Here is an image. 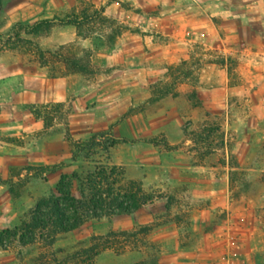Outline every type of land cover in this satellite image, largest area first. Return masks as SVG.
Segmentation results:
<instances>
[{"label": "rangeland", "instance_id": "rangeland-1", "mask_svg": "<svg viewBox=\"0 0 264 264\" xmlns=\"http://www.w3.org/2000/svg\"><path fill=\"white\" fill-rule=\"evenodd\" d=\"M68 1V10L0 28V64L39 62L46 71L70 76L78 84L74 97L46 103L43 114L46 134L61 123L70 155L44 164H58L55 172L37 176L35 166H29L18 179L0 177L5 184L0 189V232L13 227L38 197L56 190L64 173L84 171L96 162L123 166L128 177L143 180L155 199L132 213L92 218L60 235L52 248L7 241V248L0 244V264H38L43 248L52 260L55 252V264H84L74 253L90 246L96 234L124 242L127 251L119 253L102 242L103 251L92 264L146 259L152 260L149 264H264V0H234L235 10L227 12L210 8L206 0H170L182 3L184 14L175 5L164 10L168 0ZM94 8L110 20L93 15ZM74 9L79 25L66 21L75 17ZM44 18H52V24L30 31ZM213 22L214 31L207 28ZM200 28L210 32L208 38L200 39ZM174 30L184 38L174 37ZM118 46H142L145 52L120 50L114 55ZM100 47L109 52L100 54ZM12 55L18 56L12 61ZM70 58L78 63L71 64ZM109 86L114 99L105 105L91 97L90 91ZM71 99L77 100L78 115L94 110L107 115L78 117L80 129L74 134ZM104 118L114 122H101ZM137 124L148 135L135 137ZM96 135L102 145L86 147L73 160L71 143ZM163 160L182 167L174 177L169 171L167 178L164 173V179H152L151 186L135 176L138 166L152 162L156 171ZM9 180L19 183L18 196ZM132 230L136 236L121 233ZM112 232L120 234L112 237Z\"/></svg>", "mask_w": 264, "mask_h": 264}, {"label": "crops", "instance_id": "crops-1", "mask_svg": "<svg viewBox=\"0 0 264 264\" xmlns=\"http://www.w3.org/2000/svg\"><path fill=\"white\" fill-rule=\"evenodd\" d=\"M3 1L4 3L1 6L0 28L6 30L16 24H28L37 19L49 17L54 12L68 10V8L71 7L68 0ZM206 1L209 7L213 9L215 8L225 12L235 10L234 0L232 2L229 0ZM172 3L173 2L170 0L166 1L164 10H169L173 8L172 5H175L176 10L184 14L186 8L182 3ZM167 4L170 6H167ZM184 4L186 5L187 3L185 2ZM177 5H180V7ZM211 24L212 25L207 28H211L212 31H214L217 26L214 22ZM177 26H179V24H177ZM199 30H203L200 39L204 40L208 38L210 32H208L206 28H200ZM166 31L167 30H165L164 33L170 35ZM172 35L174 37L184 38L182 33L176 30L173 31ZM132 39L140 38L134 37ZM188 39L191 38L189 37ZM180 42L183 43V40H180ZM180 42L176 40V44ZM120 50L138 54L145 52V48H142V46H133L130 48H119L118 46L113 49L112 52L116 55V52ZM150 51L153 52V49ZM108 52L109 50L106 48L100 47L99 49V53L102 55ZM17 56L18 55H12L11 60L13 57L16 58ZM139 87L138 85L137 100L141 99V89ZM109 88L110 86L103 91H90L91 97H96L97 100H100V102L105 105V100L114 99L111 98L112 92L107 91ZM76 92H78V84L74 79L70 76H55L51 72L46 71L39 62L32 61L25 63L22 61L19 62L18 60L14 61L12 64H0V177L4 179H18L20 175L25 174L29 166L59 162L62 155H70L71 151L68 141L66 140L65 131H62L60 128L61 123L58 122L55 125L53 124L50 128L51 133L46 134L45 117L43 114L46 103L59 100L66 101L70 97H74ZM71 100L73 101L74 110L71 109V113H69V125L70 131L74 134H77L80 129L77 126L78 117H85L87 115L91 117L107 115L104 114L105 112L99 110L78 115L77 100ZM106 113L109 114V112ZM100 121L107 122V124L114 122L112 119L105 120V118L100 119ZM95 125L99 126L98 122H95ZM142 127L143 126L139 124L136 126L134 125L133 129L136 132L134 135L135 137L148 135L147 128ZM92 130L89 129V131ZM94 130H98V128ZM153 166L152 162H146L145 165L142 164L138 166L139 174L135 176L143 178L146 185L151 186L152 179H156L159 175L163 178L164 173L167 178L169 171H171V175L174 177L173 173H178L180 167H182L179 163H168L164 160L158 162L156 171H154ZM0 189L5 190V184H0ZM5 217L3 219H5ZM9 219L8 223L11 225V218ZM13 219H15V217Z\"/></svg>", "mask_w": 264, "mask_h": 264}, {"label": "trees", "instance_id": "trees-1", "mask_svg": "<svg viewBox=\"0 0 264 264\" xmlns=\"http://www.w3.org/2000/svg\"><path fill=\"white\" fill-rule=\"evenodd\" d=\"M1 2L2 0H0ZM82 12L90 14L88 8H84ZM92 14L110 20L97 8L92 9ZM73 15L75 17L72 18L70 15L71 19L68 18L66 21L76 25L81 24L79 11L74 9ZM52 22V18L41 19L30 31H41L45 25L49 26ZM69 60L73 65L78 63L76 58H70ZM125 140L128 141L127 138ZM71 144L75 148L73 160H77L86 147L94 148L102 145L97 135L89 141L72 142ZM58 168V164L34 167L38 170L37 176L44 172H55ZM34 173L28 174L25 177V182L30 181L35 176ZM8 183H10L11 192L15 196L17 193L18 196L17 185L19 183L15 180H9ZM154 199V194L146 189L143 180L128 177L123 166L96 162L93 167L84 171L75 170L72 173H64L56 190L38 197L35 203L21 214L18 222L13 227L0 232V244L7 248L9 245L7 241L12 243L19 241L25 246L39 244L44 248H52L57 243L60 235L80 228L92 218L132 213L143 209ZM121 233L126 238L137 235L135 230ZM117 234L120 233L112 232L110 235L113 237ZM93 239L94 242L90 246L81 248L74 253L73 257L77 261L92 264L96 256L103 251L101 248L102 242L105 245H113L115 251L119 253L127 251L125 243L119 242L117 239L113 241L106 240L105 235L99 234L94 235ZM43 249L40 250L37 258L38 264H55L58 262L55 252L52 253V255H55L52 260ZM150 262H152L151 259H146L139 264H149ZM65 264L70 263L66 262Z\"/></svg>", "mask_w": 264, "mask_h": 264}]
</instances>
